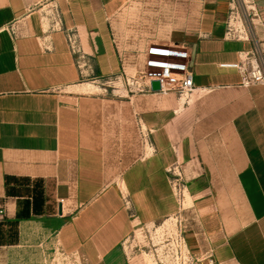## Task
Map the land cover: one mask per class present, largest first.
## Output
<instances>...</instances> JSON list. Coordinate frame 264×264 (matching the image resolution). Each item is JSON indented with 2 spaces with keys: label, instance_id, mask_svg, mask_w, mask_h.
I'll use <instances>...</instances> for the list:
<instances>
[{
  "label": "crops",
  "instance_id": "0c3cea01",
  "mask_svg": "<svg viewBox=\"0 0 264 264\" xmlns=\"http://www.w3.org/2000/svg\"><path fill=\"white\" fill-rule=\"evenodd\" d=\"M152 1L0 0V264H130L135 227L185 197L223 232L217 264H264V85L228 66L264 50V0H194L162 28ZM151 43L190 50L189 100L75 90L137 73Z\"/></svg>",
  "mask_w": 264,
  "mask_h": 264
},
{
  "label": "rangeland",
  "instance_id": "374dc122",
  "mask_svg": "<svg viewBox=\"0 0 264 264\" xmlns=\"http://www.w3.org/2000/svg\"><path fill=\"white\" fill-rule=\"evenodd\" d=\"M193 1L153 0L152 5L147 6L148 9L153 10L155 16H162L161 18L153 19L155 26L162 28L164 25L174 26L183 22L184 12L192 13L194 11ZM202 1H206L204 10L212 8V3H208V0ZM230 18L227 19V27L229 24L231 32H236L235 38L242 39V33L238 31L242 27L241 18ZM250 26V20L245 15V38H249L251 35L248 32ZM141 70L143 68H139L138 72ZM92 81V79H87L85 83H82L80 87H76L75 90L111 94L113 97L122 99L127 93L137 92L141 94L146 91L140 90L136 86H131L133 92H130V86L127 85L125 78L113 77L100 80V82ZM177 97L179 100L182 97L190 99L191 95L181 97L177 95ZM138 98V106L145 108V100H141L139 96ZM154 101L156 102V99ZM180 106H182V101ZM139 128L141 129L140 125ZM135 133L132 134L131 141H120L122 154L129 150L130 146H137L139 150V147L144 145V143L146 144L144 140L145 130H137ZM207 133L205 132L206 135ZM171 186L177 196V193L181 192V180H171ZM201 214L198 209L190 205V202L185 197L179 206V211L175 215L173 214L164 220L147 226L139 225L135 227L123 243V251L127 254L130 264H150L149 260L154 264H217L215 251L220 240H222L223 232L216 225L214 218H206Z\"/></svg>",
  "mask_w": 264,
  "mask_h": 264
},
{
  "label": "built area",
  "instance_id": "2783aa9c",
  "mask_svg": "<svg viewBox=\"0 0 264 264\" xmlns=\"http://www.w3.org/2000/svg\"><path fill=\"white\" fill-rule=\"evenodd\" d=\"M143 70L125 76L126 83L140 90H151L150 82L159 81L161 94L174 93L178 96H188L197 87L193 78L191 52L178 44L151 43L145 48ZM254 63L247 58L229 64L244 75L245 85H264V50L254 49ZM4 210L0 208V221L3 220Z\"/></svg>",
  "mask_w": 264,
  "mask_h": 264
},
{
  "label": "water",
  "instance_id": "95a60500",
  "mask_svg": "<svg viewBox=\"0 0 264 264\" xmlns=\"http://www.w3.org/2000/svg\"><path fill=\"white\" fill-rule=\"evenodd\" d=\"M150 85H151L150 88L152 91H158L160 89V84H159V81L157 80H152L150 82Z\"/></svg>",
  "mask_w": 264,
  "mask_h": 264
},
{
  "label": "bare ground",
  "instance_id": "6f19581e",
  "mask_svg": "<svg viewBox=\"0 0 264 264\" xmlns=\"http://www.w3.org/2000/svg\"><path fill=\"white\" fill-rule=\"evenodd\" d=\"M157 92H158V91H157ZM146 258H147V257H146ZM147 261H148V260H147ZM148 262H150V264H154V263H153L152 261H150V260H149Z\"/></svg>",
  "mask_w": 264,
  "mask_h": 264
}]
</instances>
